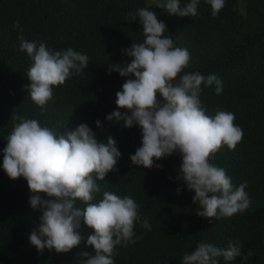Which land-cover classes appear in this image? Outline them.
<instances>
[{"label": "trees", "instance_id": "obj_1", "mask_svg": "<svg viewBox=\"0 0 264 264\" xmlns=\"http://www.w3.org/2000/svg\"><path fill=\"white\" fill-rule=\"evenodd\" d=\"M189 2L180 0V6ZM158 3L0 0V264H83L87 258L80 255L82 251L95 254L86 243L94 230L83 220L77 231L84 239L67 253L45 249L41 254L30 243V233L38 228L42 212L30 206L27 181L23 177L10 179L2 167L6 137L19 122L12 116L37 119L58 135L86 123L98 141L106 143L109 136L115 139L121 157L116 170L104 180L93 176L100 187L93 202L102 199L105 191L129 196L152 230L136 222L135 243L116 246L114 264H182L183 255L194 251L198 243L226 248L230 241L240 247L241 255L232 261L217 257V264H264V0H225L216 17L206 0H199L195 17L170 15L158 8ZM142 7L156 12L157 19L166 24L164 35L171 37L175 47L189 51V64L180 75L214 73L222 80L220 94H216L215 85L202 84L199 99L207 115L234 113V123L243 130V137L234 150L221 148L210 163L225 169L234 186L247 182L250 206L246 210L213 218L211 223L196 215L194 190L177 179L182 162L179 154L154 158L152 168L133 165L130 154L141 146V129L105 119L117 110L116 92L127 79L135 78L132 74L122 77L116 71L109 74L108 68L130 63L132 58L124 50L133 42H143L139 17L127 20L129 12ZM17 21L22 33L13 28ZM21 35L25 40L43 42L53 51L72 48L89 58L79 75L74 73L63 85L54 87L53 99L43 109L31 100L25 87L30 83L26 72L32 60L19 50ZM76 204L85 207L80 201Z\"/></svg>", "mask_w": 264, "mask_h": 264}, {"label": "clouds", "instance_id": "obj_2", "mask_svg": "<svg viewBox=\"0 0 264 264\" xmlns=\"http://www.w3.org/2000/svg\"><path fill=\"white\" fill-rule=\"evenodd\" d=\"M206 2L211 6L213 17L225 4V0ZM198 4L199 0H190L181 7L180 0H163L157 7L170 15L195 17ZM137 17L142 25L143 42H133L124 50L132 58L130 63L110 64L108 68L109 74L116 71L122 77L132 74L135 78L127 79L116 92L117 110L105 119L121 122L126 128L136 125L141 129V146L130 154L133 165L152 168L154 158L160 160L179 154L182 162L177 179L194 190L192 201L198 204L196 215L211 223L213 218L231 217L246 210L250 206L245 191L247 182L234 186L225 169L210 163V158L221 148L227 146L234 150L243 137V130L234 123V113L217 111L214 116L207 115L199 99L202 84L215 85L216 94H220L222 80L214 73L180 75L189 64V51L175 47L171 37L164 35L167 26L157 19L156 12L142 7L127 14L129 21ZM13 28L23 32L19 21ZM18 39L19 50L32 60L26 72L30 83L25 87L41 109L53 99L55 86L63 85L74 73L79 75L88 66V56L72 48L53 51L43 42L25 40L22 35ZM12 119L19 122L13 124L6 137L2 167L10 179L23 177L27 181L30 206L42 212L38 228L29 236L38 253L42 254L45 249L67 253L78 247L84 239L77 231L83 220L94 230L86 243L95 250L94 255L87 251L80 253L87 258L83 264H114L116 246L135 243L136 222L152 230L129 196L122 198L105 191L102 199L93 202L94 194L100 192L93 176L104 180L110 171L116 170L121 157L115 139L109 136L106 143L98 141L86 123L58 135L49 127L41 126L37 119L20 116ZM95 123L101 126L99 120ZM180 191L178 188L177 192ZM77 201L85 207H78ZM239 255L240 247L231 241L226 248L201 242L194 251L183 255L182 264H217V257L232 261Z\"/></svg>", "mask_w": 264, "mask_h": 264}, {"label": "rangeland", "instance_id": "obj_3", "mask_svg": "<svg viewBox=\"0 0 264 264\" xmlns=\"http://www.w3.org/2000/svg\"><path fill=\"white\" fill-rule=\"evenodd\" d=\"M163 0H148V3L149 4H153V3H158V2H161Z\"/></svg>", "mask_w": 264, "mask_h": 264}]
</instances>
